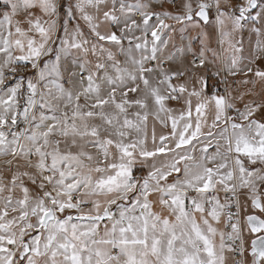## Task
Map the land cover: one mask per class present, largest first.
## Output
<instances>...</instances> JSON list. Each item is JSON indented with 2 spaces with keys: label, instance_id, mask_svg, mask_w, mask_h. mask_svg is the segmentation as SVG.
I'll return each mask as SVG.
<instances>
[{
  "label": "snow or ice",
  "instance_id": "6c2138e0",
  "mask_svg": "<svg viewBox=\"0 0 264 264\" xmlns=\"http://www.w3.org/2000/svg\"><path fill=\"white\" fill-rule=\"evenodd\" d=\"M0 264H264V0H0Z\"/></svg>",
  "mask_w": 264,
  "mask_h": 264
},
{
  "label": "rangeland",
  "instance_id": "374dc122",
  "mask_svg": "<svg viewBox=\"0 0 264 264\" xmlns=\"http://www.w3.org/2000/svg\"><path fill=\"white\" fill-rule=\"evenodd\" d=\"M166 8H170V5H165ZM171 10V9H170Z\"/></svg>",
  "mask_w": 264,
  "mask_h": 264
},
{
  "label": "crops",
  "instance_id": "0c3cea01",
  "mask_svg": "<svg viewBox=\"0 0 264 264\" xmlns=\"http://www.w3.org/2000/svg\"><path fill=\"white\" fill-rule=\"evenodd\" d=\"M169 10H170V8H169ZM81 23H83V22H81ZM85 31H87V29L85 28Z\"/></svg>",
  "mask_w": 264,
  "mask_h": 264
}]
</instances>
